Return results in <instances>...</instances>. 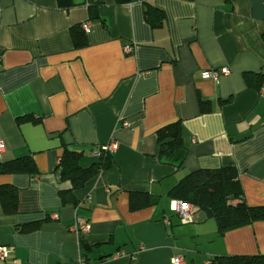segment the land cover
<instances>
[{
    "label": "crops",
    "instance_id": "0c3cea01",
    "mask_svg": "<svg viewBox=\"0 0 264 264\" xmlns=\"http://www.w3.org/2000/svg\"><path fill=\"white\" fill-rule=\"evenodd\" d=\"M76 2L0 0V162L31 156L36 165L0 173V186L18 190L16 213L0 200V245L10 249L0 264L264 254V220L220 235L197 207L182 223L169 195L191 171L234 165L245 201L264 205V0H104L96 20L86 0ZM148 3L164 12L162 25L146 20ZM85 22L76 47L72 28ZM222 67L231 71L218 83L203 77ZM247 73L259 77L249 84ZM177 120L188 148L181 168L160 160L157 141ZM110 143L114 164L76 192L77 203L63 202L64 146L83 151L88 167ZM132 191L156 202L132 209ZM83 223L87 233L73 229Z\"/></svg>",
    "mask_w": 264,
    "mask_h": 264
},
{
    "label": "trees",
    "instance_id": "16d2710c",
    "mask_svg": "<svg viewBox=\"0 0 264 264\" xmlns=\"http://www.w3.org/2000/svg\"><path fill=\"white\" fill-rule=\"evenodd\" d=\"M62 8H70L77 4L76 0H56ZM129 0H117L123 3ZM90 19L100 18L99 6L104 0H86ZM145 18L153 26L162 25L164 12L148 3L145 9ZM76 47L86 43V32L79 26L72 28ZM253 76L247 73L250 84ZM264 79H262V83ZM230 100V99H229ZM201 111L207 110V101L201 100ZM159 145V158L162 162L181 168L188 154V148L183 137V123L181 120L168 123L157 130ZM99 160L88 167L81 165L83 151H77L64 146L58 164L61 179L68 182L70 187L59 190L63 202L77 203L76 192L95 178L101 171L114 164L112 152L100 148ZM36 165L31 156H25L9 162H0V173L27 172L35 173ZM169 195L174 200L192 203L195 207L205 211L208 217L214 218L218 225V232L223 235L227 230L258 220H264V205H249L244 199V190L239 179V171L234 165L222 166L217 169H198L187 173L170 190ZM0 200L5 212L16 213L18 190L13 186H0ZM142 191H132L131 208L155 203ZM208 264H264V254L252 255H218L214 256Z\"/></svg>",
    "mask_w": 264,
    "mask_h": 264
},
{
    "label": "built area",
    "instance_id": "2783aa9c",
    "mask_svg": "<svg viewBox=\"0 0 264 264\" xmlns=\"http://www.w3.org/2000/svg\"><path fill=\"white\" fill-rule=\"evenodd\" d=\"M82 29L88 33L90 31V23L85 22L82 24ZM124 50L126 52H131L133 50L132 45H125ZM230 68L229 67H222L220 69H212L209 71H206L203 73L204 78L211 79L212 81L218 83L220 81V78L222 76H226L230 74ZM125 126H129V123L127 121L123 122ZM117 148L116 143H110L109 145H105L103 147L104 150L113 152ZM5 150V142L3 139H0V159L2 157V154ZM100 155V151H99ZM195 206L192 203L184 202L180 200H175L173 202V209L180 217V220L182 223H189L191 222L193 212L195 210ZM73 229L77 231L78 233H87L89 231V224L83 223L80 225H76ZM10 249L8 246L0 245V260L6 259V257L9 255ZM79 264H89L85 262L83 259L80 260ZM172 264H185V259L183 255H179L174 257Z\"/></svg>",
    "mask_w": 264,
    "mask_h": 264
}]
</instances>
